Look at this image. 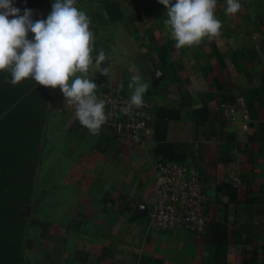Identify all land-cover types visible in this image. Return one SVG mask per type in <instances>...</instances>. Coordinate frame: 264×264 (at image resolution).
Listing matches in <instances>:
<instances>
[{
    "label": "crops",
    "instance_id": "1",
    "mask_svg": "<svg viewBox=\"0 0 264 264\" xmlns=\"http://www.w3.org/2000/svg\"><path fill=\"white\" fill-rule=\"evenodd\" d=\"M241 2L230 15L217 0L221 35L177 49L159 0H86L100 25L96 51L108 57L106 74L90 69L98 97L102 78L132 94L138 75L155 117L143 146L114 139L104 124L93 134L75 117L57 128L68 167L59 170L50 222L28 246L33 264H264V0ZM229 103L235 121L224 112ZM159 160L186 164L205 186L202 236L147 230ZM214 223L227 228L223 245L214 243Z\"/></svg>",
    "mask_w": 264,
    "mask_h": 264
},
{
    "label": "clouds",
    "instance_id": "2",
    "mask_svg": "<svg viewBox=\"0 0 264 264\" xmlns=\"http://www.w3.org/2000/svg\"><path fill=\"white\" fill-rule=\"evenodd\" d=\"M159 2L167 9L165 24L177 49L221 35L222 21L215 14L217 0ZM16 5L17 0H0V72L10 74L12 85L31 79L53 89L58 86L66 103L74 107L79 123L97 133L107 116L90 69L106 74L109 66L102 67L108 60L105 51H96L91 17L76 6V0H52L51 10L41 19L33 18V9ZM241 9V0H226V14ZM129 70L135 72L136 68ZM128 87L133 89L129 106L141 107L149 84L133 75Z\"/></svg>",
    "mask_w": 264,
    "mask_h": 264
},
{
    "label": "rangeland",
    "instance_id": "3",
    "mask_svg": "<svg viewBox=\"0 0 264 264\" xmlns=\"http://www.w3.org/2000/svg\"><path fill=\"white\" fill-rule=\"evenodd\" d=\"M46 2V11L38 13L36 19L46 18L51 10L52 0ZM89 7L86 0H80L78 8L91 17L90 30L95 35L98 49L101 43L100 25L99 22L96 23L94 12ZM97 7L96 13L99 14L100 7ZM6 78L7 90L2 95L7 101L0 116V132L5 130L9 140L6 156L12 162L21 161L23 164L29 155H38L31 198L27 203V227L19 262L33 264L31 253H27V250L33 247L32 244L42 231L43 224L51 220L53 213L49 208L59 199L58 190L63 183V179L58 177L59 170L61 166H64L63 169L68 167V163H62L59 158L63 152L57 145L60 139L57 128L63 126L68 129L71 119L75 117L74 107L66 103L58 86L53 89L25 79L22 90H17L15 85L9 82V73ZM62 138L66 143L63 148L68 149V131ZM13 145L18 147L16 151H11L14 150ZM64 154L68 155L67 151Z\"/></svg>",
    "mask_w": 264,
    "mask_h": 264
},
{
    "label": "built area",
    "instance_id": "4",
    "mask_svg": "<svg viewBox=\"0 0 264 264\" xmlns=\"http://www.w3.org/2000/svg\"><path fill=\"white\" fill-rule=\"evenodd\" d=\"M80 0H76L78 7ZM104 90L105 128L118 141L136 145L145 144L146 134L155 117L156 104L144 96L141 107L129 106L131 94L119 91L110 81H100ZM223 109L231 121L238 111L236 103L224 104ZM155 201L148 212V231H187L202 236L206 232L209 197L198 175L182 162L159 160L154 163ZM238 185L235 184L234 188Z\"/></svg>",
    "mask_w": 264,
    "mask_h": 264
},
{
    "label": "trees",
    "instance_id": "5",
    "mask_svg": "<svg viewBox=\"0 0 264 264\" xmlns=\"http://www.w3.org/2000/svg\"><path fill=\"white\" fill-rule=\"evenodd\" d=\"M48 0H17L18 7L33 9L34 19L38 13L46 11ZM7 71L0 72V116L6 97L2 95L7 90ZM22 82L15 85L22 90ZM9 140L5 130L0 132V264H19L22 243L27 227V203L31 198L38 155H29L22 164L12 162L6 156ZM12 148V147H11ZM16 151L17 146L13 145ZM9 161V162H8ZM214 243L223 245L227 240V228L223 224L214 223L212 226Z\"/></svg>",
    "mask_w": 264,
    "mask_h": 264
}]
</instances>
